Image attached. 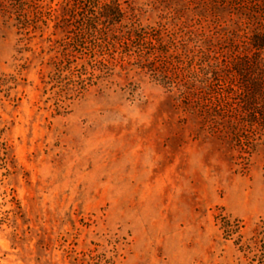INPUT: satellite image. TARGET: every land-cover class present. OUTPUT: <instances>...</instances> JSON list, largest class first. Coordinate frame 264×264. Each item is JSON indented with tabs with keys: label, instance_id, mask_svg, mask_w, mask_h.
Wrapping results in <instances>:
<instances>
[{
	"label": "rangeland",
	"instance_id": "1",
	"mask_svg": "<svg viewBox=\"0 0 264 264\" xmlns=\"http://www.w3.org/2000/svg\"><path fill=\"white\" fill-rule=\"evenodd\" d=\"M88 1L0 0V264H264V118L165 57L250 0Z\"/></svg>",
	"mask_w": 264,
	"mask_h": 264
},
{
	"label": "trees",
	"instance_id": "2",
	"mask_svg": "<svg viewBox=\"0 0 264 264\" xmlns=\"http://www.w3.org/2000/svg\"><path fill=\"white\" fill-rule=\"evenodd\" d=\"M236 3L241 4V2ZM247 3L243 7L248 11L243 14L249 20H256V30L254 29L251 35L243 34L245 39L236 40L238 36L235 33L237 29H235L224 33L225 35L219 37L216 42L208 44L197 42L198 44L190 50L183 45L182 52L165 55V57L176 58L179 63H183V57H190L189 62H196L198 69L194 70L196 79L192 82V86L197 91L196 94L201 95L199 97H203V94L214 93L216 98L225 100V105H228L229 99L234 95H240L239 105L230 109L227 108L229 105L225 107L228 115L247 113L254 116L258 113L264 118V59L262 57L264 0H250ZM96 4H98L97 1L89 0L84 7H80V12L89 23L96 21L99 17L112 14L121 16V11L116 4L103 3L98 5V10L95 9ZM135 31L136 29H129L126 39H130ZM135 33L142 34L141 31ZM152 45L154 48V44ZM175 50H178V47ZM152 53L154 54L153 61L157 62L161 55L156 52V49H153ZM164 78L169 83L173 82L172 76L165 71ZM184 87L187 93L189 87L186 85ZM215 107L216 113L222 110V106L217 103L213 108Z\"/></svg>",
	"mask_w": 264,
	"mask_h": 264
}]
</instances>
